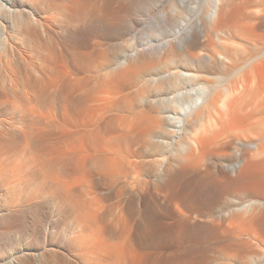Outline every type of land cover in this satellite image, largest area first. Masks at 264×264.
I'll return each mask as SVG.
<instances>
[{"label": "bare ground", "instance_id": "6f19581e", "mask_svg": "<svg viewBox=\"0 0 264 264\" xmlns=\"http://www.w3.org/2000/svg\"><path fill=\"white\" fill-rule=\"evenodd\" d=\"M117 2L119 8L129 4L121 7L129 10L144 0ZM193 3L198 31L179 28L159 43L141 44L130 57H118L119 68L101 78L90 70L104 53L88 51L85 43L97 26L110 34L124 29L113 22L115 10H122L113 0H0V72L6 69L17 80L18 65L8 60L10 54L14 62L28 53L39 61L33 77L18 79L20 99L31 108L0 119V221L32 215L29 226L41 241L31 244L34 238L25 237L7 251L0 243V264H180L165 255L164 244H200L215 236L229 240L221 252L230 259L264 264V16L253 18L255 7L264 12V0ZM40 29L55 34L57 43L34 48L40 45ZM18 35L29 47L21 53L13 44ZM208 45L217 46L207 50ZM236 50L249 51V60L244 55L235 60L231 51ZM152 55H159L168 70L148 77L141 109L126 113L122 105L132 107L136 96L123 91L136 74L156 68L152 59L146 61ZM60 64L66 66L63 79ZM56 74L63 80L56 92H63L65 109L60 114L49 106L39 112L30 105L54 101L48 91L59 79ZM1 85L0 113L6 101ZM34 182L39 187L26 186ZM48 192L55 206L70 207L72 224L69 215H60L73 226L70 234L67 223L57 226L60 237L45 230L40 203ZM229 199L230 206L218 209L215 219L195 218L204 206ZM166 215L175 218L168 226Z\"/></svg>", "mask_w": 264, "mask_h": 264}, {"label": "rangeland", "instance_id": "374dc122", "mask_svg": "<svg viewBox=\"0 0 264 264\" xmlns=\"http://www.w3.org/2000/svg\"><path fill=\"white\" fill-rule=\"evenodd\" d=\"M116 1H118L117 2V4L118 3H120V2H123V1H121L120 0V2H119V0H113V4L115 5V2ZM193 1H196V0H144V2H143V4L141 5V7H138V9L137 8H135L134 7V9H135V11H134V13L132 12V10L131 9H133V7L131 8V6H129V8H131V9H127L128 8V5L126 6H123L124 4H122V6H123V8L124 7H127V8H125L126 10H128L127 12H128V14L127 13H124V12H126V10H123V8H121L122 6H121V3H120V5L118 4V6H121L120 8L119 7H117L116 5H115V7L118 9H122V10H120V12H118V10L116 11L115 10V12H114V16L116 17V13H118V14H120L121 16H118L117 15V20L118 21H116L115 20V17H114V19H113V22H116V24H117V22L119 23V25H120V23H121V25H123V27L122 28H124V29H121V31H117V32H115V33H111L110 34V32H107V31H102V27H99V26H97V31H95L96 33H92V35H90L91 37L89 38V40H87L86 42L87 43H85V45L87 46V50L88 51H91V49L94 47L95 49H96V52H99L100 54H101V56H103L102 54L104 53V56H103V58L102 59H100L101 61H100V64H99V66L97 67V68H92V70H90V75H97V76H99V77H101V78H103V77H105V73L106 72H108V71H112L113 70V68H115V70L116 69H118L119 67H118V61L120 60H122V58L121 59H119L118 57H121V56H125L126 54L130 57L131 56V54H132V52H134V50L136 49V48H138L139 47V45H141V44H145V43H151V42H156V43H159L160 42V40H159V38H165L166 36H168L169 34H171L172 32V30L173 31H175V30H177V29H179V28H181V29H183L184 31H189V30H194V31H198L197 29L198 28H196V25L198 24V22H199V14H198V12H194L195 10H194V6H195V4H196V2H194L193 3ZM190 2V3H189ZM184 4H185V6H184ZM191 4H193V6L191 5ZM189 5V6H188ZM192 6V7H191ZM183 7V9L184 8H188L189 7V9H187V10H189L190 11V8L192 9V10H194V11H190V13H191V15L192 16H194L195 15V13H197L198 14V19L196 18L195 19V17L197 16H194V17H192L191 15H190V17L189 16H187V15H189V11H187L186 9H184V10H186V11H184V12H181V8ZM115 8V9H116ZM140 8V9H139ZM256 9H254V11H255V13H253V18L254 19H260L262 16H264V12H261V11H259V8L258 7H255ZM258 8V9H257ZM133 9V10H134ZM180 10V12H178ZM121 11H124V12H121ZM183 11V10H182ZM166 12H169V13H166ZM193 12H194V15H193ZM129 13H132V14H129ZM181 13V14H180ZM116 14V15H115ZM165 14V15H164ZM186 14V15H185ZM255 14V15H254ZM130 15V16H129ZM133 15H135V16H133ZM126 16H129L128 17V19H126ZM165 16V17H164ZM167 16H169L168 17V20H167ZM185 17V19H184V17ZM120 17V18H119ZM133 17H135L134 19H133ZM174 17V18H173ZM191 17H192V19L193 20H191ZM188 20H190V21H193V22H191V23H189V22H187V19ZM4 19H7V18H4ZM129 20L128 22L126 21V20ZM133 19V20H132ZM8 20V19H7ZM115 20V21H114ZM124 20V22H122ZM167 20V21H166ZM172 20V21H171ZM184 20H186V21H184ZM197 20V21H196ZM126 21V22H125ZM165 22V23H164ZM166 22H168V23H166ZM184 22V23H183ZM160 23H162V24H160ZM186 23V24H185ZM188 23H189V25L191 26H189L188 25ZM185 25V26H184ZM181 26V27H180ZM184 26V28H182ZM158 27H160L159 29H158ZM188 28V29H187ZM39 29V28H38ZM101 29V30H100ZM156 30V31H155ZM40 31H41V29H40ZM43 31V30H42ZM39 32L38 34H39V38H38V40L37 41H39V44L40 45H38V44H36V46L34 47V48H37V49H39L40 47H44L45 45H47V46H53V45H55L57 42L56 41H58L57 39H56V37H55V34H54V37H53V33L52 32H50L49 30H47L48 32L46 33L45 31H43V32ZM101 31V32H100ZM153 31V32H152ZM49 32H50V34H49ZM99 32V33H98ZM155 32V33H154ZM158 32V33H157ZM171 32V33H170ZM159 33H161V35L159 34ZM164 33V34H163ZM51 35V37H50V39H52V41L53 42H50V41H48L49 40V36ZM159 35L161 36V37H159ZM47 38H46V37ZM16 36H14V41H13V44L14 45H16V47H19V52L21 51V52H23V51H25L26 49H28L29 47H28V45H26V43H24L23 42V40H22V38L18 35L17 36V38H15ZM18 37L19 38H21V39H19L18 40ZM43 40H41V39ZM53 38H55V39H53ZM40 39V40H39ZM159 40V41H158ZM20 41H22V42H20ZM36 41V42H37ZM93 41V42H92ZM158 41V42H157ZM38 43V42H37ZM47 43V44H46ZM55 43V44H54ZM43 44V45H42ZM49 44V45H48ZM53 44V45H52ZM90 44V45H89ZM42 45V46H41ZM37 46H39V48L37 47ZM216 46L217 45H208V46H204L205 47V49H207V50H211V49H214V48H216ZM90 47H92V48H90ZM94 48H93V50H94ZM203 47H201V49H202ZM204 49V48H203ZM36 49H33L32 48V51H35ZM131 50H132V52H131ZM255 51H253V53H256L257 52V50L256 49H254ZM30 52H32L31 50H29ZM20 52V53H21ZM94 52H95V50H94ZM131 52V53H130ZM247 51H245V53L243 52V50H236V51H231V53H233V57H234V59L235 60H237V55H239V58L240 57H242L243 55V58L245 57V58H247V55L249 56V54H247V53H249V51L246 53ZM28 53V52H27ZM260 53V52H259ZM29 55H30V53H28ZM96 54V53H95ZM250 54H251V52H250ZM11 55L12 54H10V56H9V58H11V59H8V60H10V61H12L11 62V64L12 63H14L13 65H14V67L16 68V66L18 65V69L16 68V75H18L17 76V80L18 79H22V78H28V77H33V75H35V72H34V68L39 64V61H38V59L36 60V59H34L35 57H32V59H34V60H32L31 58H30V56L28 55V57H27V59H22V58H19L17 61H15L14 62V60H12V59H15L13 56L11 57ZM25 56H27V55H25ZM154 56V57H153ZM157 56V57H156ZM152 55V56H147L148 58H150V59H146V61H149V60H151L152 59V61H150V62H152L151 64H152V66L153 65H156L157 64V66H156V68L153 66L151 69H148V70H146V71H144V72H141V73H138V74H136V76H134L133 78H132V83L133 84H131V86H129L127 89H125L124 91H123V94L124 95H128V94H131V93H134V96H136L135 97V100L136 101H134V104H133V106L132 107H129L128 106V104L127 105H122V109L121 110H123V111H125L126 113H129V114H135L136 112H137V110L140 108L141 109V107H142V105H141V102H142V98L143 97H145V96H147L146 95V93L148 92L147 90H148V84H147V79H148V77H150V76H152V75H154V74H156V73H159V74H161L162 73V71H163V69H167L165 66L166 65H164L162 62V59L161 58H158V56L159 55ZM236 56V57H235ZM105 57V58H104ZM160 57V56H159ZM118 58V59H117ZM157 58V59H156ZM238 58V59H239ZM244 58V59H245ZM117 59V60H116ZM153 59H154V61H153ZM159 59H161V61L159 60ZM242 59V58H241ZM244 59H242V60H244ZM16 60V59H15ZM24 60V61H23ZM31 60V61H30ZM159 60V61H158ZM247 60H249V57L245 60V62L247 61ZM23 61V62H22ZM36 61H37V64H36ZM119 61V62H120ZM34 62V63H33ZM154 62V63H153ZM161 62V63H160ZM241 62H244V61H239V63L240 64H243V63H241ZM19 63V64H18ZM156 63V64H155ZM162 64V65H161ZM36 65V66H35ZM61 65V64H60ZM58 66V67H60V68H63V70L62 69H60V68H58V70H57V73L60 71V73H59V75H60V77L63 79L64 77L63 76H61V75H64V74H62V73H64L66 70H65V67L66 66ZM117 65V66H116ZM205 65H206V63H205ZM20 66V67H19ZM159 68V69H158ZM25 69H27V70H25ZM4 70H6V69H4ZM4 70H1V72H0V85L2 86V88H3V90H4V96H3V99L4 100H6L5 102H3V104H2V109L4 110V111H2L1 113H0V119L1 118H4V119H10L11 117H19L20 115H22L23 114V108H26L27 106H29V104L28 105H25L23 102L24 101H22V99H20V97H21V92H22V89H21V87L19 86V85H21L20 83H21V81H17L15 78V80H11L10 79V76H8V73H7V71L5 72ZM62 70V71H61ZM65 70V71H64ZM168 70V69H167ZM3 71V72H2ZM26 71V72H25ZM28 71V72H27ZM87 71H89V70H87ZM221 71H223V73H225L226 71H224V70H221ZM24 72V73H23ZM164 72V71H163ZM214 74L216 73V74H218L219 75V72H218V70L217 71H215V70H213L212 71ZM231 73V72H230ZM234 75H235V73H236V76H237V72L235 71V73H234V71L232 72ZM105 74V75H104ZM108 74V73H107ZM220 74H222L221 72H220ZM227 75H229L228 74V72L226 73ZM6 75V76H5ZM57 75L58 74H56L55 76H54V78L57 80L58 78V80L56 81V83H54L55 84V87H54V89H52L53 88V86H54V84H52L51 86H52V88H51V86H50V89L52 90H49L48 92H51V93H49L50 94V97H51V100H54V101H48V103H46L45 105L44 104H41L39 101L38 102H33L30 106H32V107H35V109L37 110V111H39V112H42L43 110H46V108L47 107H49L50 106V108L52 109L53 108V110L55 109V111H57L58 113H62L63 111H64V109H65V101H61L62 99V97L60 96V95H62L61 93H63L62 91H61V89L59 88L58 89V92H56L57 91V88L59 87V85H62V81L63 80H61L60 79V77L58 76L57 77ZM101 75H103V76H101ZM21 76V77H20ZM27 76V77H26ZM223 76H225L224 74H223ZM20 77V78H19ZM135 78V79H134ZM134 79V80H133ZM60 80V81H59ZM12 81H13V83H12ZM134 81V82H133ZM18 82V83H17ZM20 82V83H19ZM55 82V81H54ZM57 82H60V84L59 83H57ZM16 84V85H15ZM146 84H147V86H146ZM4 86V87H3ZM14 86V87H13ZM57 86V87H56ZM146 86V87H145ZM7 87V88H6ZM8 90V91H7ZM12 90V91H11ZM54 90V91H53ZM26 91H29V89L27 90V88H26ZM141 91V92H140ZM147 91V92H146ZM17 93H19V95L17 94ZM57 94V96H55L56 94ZM58 93H59V95H58ZM7 94V95H6ZM11 94V95H10ZM16 94H17V96H19V97H16ZM51 94H52V96H51ZM138 94V95H137ZM7 96H9L10 97V99L7 97ZM61 97V98H60ZM13 98V99H12ZM2 99V100H3ZM8 99V100H7ZM60 99V100H59ZM3 100V101H4ZM15 101H16V103H15ZM18 101V102H17ZM20 101V102H19ZM59 101V102H58ZM10 102V103H9ZM12 102V103H11ZM25 105V107H23L24 105H22V103ZM20 103V104H19ZM64 103V104H63ZM41 104V105H40ZM49 104V105H48ZM4 105V106H3ZM48 105V106H47ZM42 106H44V107H42ZM22 108V109H21ZM29 108H31V107H29ZM28 107L26 108V109H29ZM40 108V109H39ZM120 110V109H119ZM19 112V113H18ZM60 113V114H61ZM9 121V120H8ZM51 125V124H50ZM20 148V150L22 149V147L21 146H19ZM22 154H24V152H22V153H20V157H19V159H20V161L23 163V161H24V159H25V155H22ZM36 184V185H35ZM39 183H36V182H34V184L32 183V184H27L26 186L28 187V186H30V185H33V186H38L39 187V185H38ZM23 187H21L20 188V190L22 189ZM48 191V190H47ZM3 193V192H2ZM48 194V196H49V198H48V200H47V197L45 196L44 198H45V200H44V198H42V200H41V203H40V205H41V210H42V213L45 215H43L42 214V217L44 216V218L43 219H45V222H47L46 223V225L48 226L45 230H47L48 232H56V237H60V234H59V230L57 229V226H63L65 223H67V225H64L66 228H67V233L66 234H70L71 233V231L73 230V226L72 225H70V226H68L69 225V222L72 224L73 222V216H71L70 217V210L68 209V208H70V207H68V205L66 206V204L65 205H63V204H61L60 202H58V204L59 205H57V206H55L56 204V202H54V203H52L53 201H55V200H53L52 201V199H54L51 195H50V193L48 192L47 193ZM92 196L94 197L95 195H93L92 194ZM52 197V198H51ZM92 197V198H93ZM3 199H5L4 197H2ZM1 198V199H2ZM51 198V199H50ZM49 200H51V201H49ZM116 201V200H119V198H115L114 197V199H113V201ZM2 200H0V202H1ZM229 202H231L230 201V199L228 200V201H226L225 200V203H223V204H221L220 202L219 203H217L218 205H220V206H218V207H216L215 205H213V206H211V207H203L202 209L203 210H201L200 211V213H199V216H196L195 218L196 219H200V220H208V221H210V220H213V219H215L216 217H217V214H218V209H220V208H227V207H229L230 206V203ZM216 204V205H217ZM54 206V207H53ZM63 206H65L67 209H65V207L63 208ZM53 209H55V210H57L56 212L53 210ZM67 210H69V211H67ZM52 211H54L53 213H52ZM68 213H67V212ZM59 213H61V214H59ZM55 214V215H54ZM56 214H59V215H56ZM62 214H64V216L62 215ZM19 215V216H18ZM17 215V217L15 218V220L13 221V222H6V221H4L3 220V222H1L0 223V232L2 233H0V238H2V240L0 239V243H2L3 245H1V247L2 248H4L6 251L7 250H10L12 247L11 246H13V247H15L17 244V246H19L20 244H21V242H23V243H25L27 240L29 241V240H32L33 238V240L31 241V244L33 243H35V244H39L41 241H40V239L38 238L39 237V235L37 234V232L33 229V227H32V225L31 226H29L30 224H32V222H33V217H31L32 215H30L29 217L28 216H26V215H24L23 213L21 214H18ZM62 217H68L67 215H69V219L71 220L72 218V220L70 221L69 220V222L68 221H64V218H62ZM23 217V219H22V217ZM58 216H60L59 218H57ZM26 217V218H25ZM27 217H28V219H27ZM31 217V218H30ZM166 217L167 218H163V223H164V220H166L165 221V224H163L164 226H168V224L169 223H172V222H174L175 221V218H173V216H170V215H166ZM170 217V218H169ZM24 218H25V220L27 219V221H25L24 220ZM173 218V219H172ZM32 219V220H31ZM171 219V220H170ZM0 220H2V219H0ZM8 220H10V219H8ZM19 220H21V221H19ZM56 220V221H55ZM59 220H60V223H62L63 221V223L62 224H58L59 223ZM62 220V221H61ZM169 220V221H168ZM20 223H23V224H19L18 222ZM24 221V222H23ZM32 221V222H31ZM52 221V222H51ZM55 221V222H54ZM4 222H6V223H10V225L12 224V227L10 226V225H7L6 223L5 224H2V223H4ZM15 222H17V223H15ZM13 223L14 224H16L17 225V227H16V225L15 226H13ZM25 223H27V224H25ZM20 225V226H19ZM21 225H23L22 227H21ZM25 225H27V227L25 226ZM53 226V227H52ZM54 226H56V227H54ZM62 227V228H65V227ZM15 227H16V230H17V232L18 233H15ZM21 229H20V228ZM8 230H6V229ZM8 228H11V229H8ZM12 228H14V229H12ZM24 228H27V229H24ZM49 228V229H48ZM71 228V229H70ZM23 229V231H21ZM52 229V230H51ZM3 232H2V231ZM12 230V231H11ZM14 230V231H13ZM26 230V231H25ZM51 230V231H50ZM14 232V234H12ZM23 232V233H22ZM34 233V235L33 234H31V233ZM54 232V233H55ZM16 234V235H15ZM26 234V235H25ZM30 234V235H29ZM22 235H23V237H22ZM28 235V236H27ZM37 235V236H36ZM2 236V237H1ZM26 237V239L27 238H30V239H27V240H25L24 238ZM32 237V238H31ZM36 237V238H35ZM56 237H53V238H51L53 241H55V243H56ZM18 238V239H17ZM217 238V239H216ZM23 239V240H22ZM37 239V240H36ZM39 239V240H38ZM25 240V241H24ZM34 240H36V241H38V242H36V241H34ZM45 240H47L46 239V237L44 238V241ZM40 241V242H39ZM206 241H208L207 243H205ZM212 241V242H211ZM20 242V243H19ZM30 242V241H29ZM203 243V248L201 247V245L200 244H202ZM205 243V244H204ZM229 243V240H226V238H222V239H218V237H216L215 236V238H213V237H211V239H209V240H205L204 242H202L201 241V243L199 244V243H196V242H192L191 240H187V241H183V242H181V243H172V244H164V248H163V251H165L164 253H165V255H169L170 257H174V258H178V259H180V264H231L232 262L231 261H233V264L234 263H237V259H230V257H228V256H225L221 251H223L226 247H227V244ZM194 244V245H193ZM213 244V245H212ZM196 245V246H195ZM197 245H200V246H197ZM210 245V246H209ZM4 246V247H3ZM16 246V247H17ZM209 246V247H208ZM212 246V247H211ZM201 248V249H199V248ZM7 248V249H6ZM224 248V249H223ZM4 249H3V251H4ZM186 249H188V250H186ZM191 249H192V251H191ZM202 249H204V250H202ZM207 249V250H206ZM222 249V250H221ZM187 252H186V251ZM202 251V252H200L199 253V251ZM205 251V252H204ZM183 252V253H182ZM190 253H191V255H190ZM203 254V255H202ZM198 255H200V256H198ZM205 255V256H204ZM194 257V258H193ZM196 257V258H195ZM198 257V258H197ZM191 258V259H190ZM202 258V259H201ZM205 258V259H204ZM200 261V262H198V261ZM201 260H202V262H201ZM70 262V261H69ZM182 262V263H181ZM237 264H239V262L237 263Z\"/></svg>", "mask_w": 264, "mask_h": 264}]
</instances>
